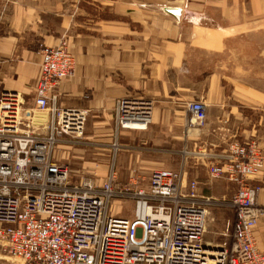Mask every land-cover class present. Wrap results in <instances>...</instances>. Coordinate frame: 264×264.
<instances>
[{
  "label": "crops",
  "instance_id": "1",
  "mask_svg": "<svg viewBox=\"0 0 264 264\" xmlns=\"http://www.w3.org/2000/svg\"><path fill=\"white\" fill-rule=\"evenodd\" d=\"M61 39L74 71L57 82L56 102L87 111L88 137L112 140L118 98L152 102L148 127L119 139L115 165L125 179L129 168L181 169L200 194L230 199L234 185L210 179L207 158L233 139L264 149V0H0V89L31 103L39 47ZM195 100L205 121L186 127ZM254 182L263 212L252 231L264 250V168Z\"/></svg>",
  "mask_w": 264,
  "mask_h": 264
},
{
  "label": "built area",
  "instance_id": "2",
  "mask_svg": "<svg viewBox=\"0 0 264 264\" xmlns=\"http://www.w3.org/2000/svg\"><path fill=\"white\" fill-rule=\"evenodd\" d=\"M40 63L31 103L0 89V256L9 264H264L253 231L263 209L254 182L264 168V149L255 140L233 139L208 159L210 179L234 185L227 201L197 191L181 169L153 167L146 184L129 168L125 182L115 161L103 179L71 181L67 164L53 150L83 142L87 111L61 107L54 88L74 71L68 43L39 47ZM186 127L203 125L206 106L186 103ZM45 114L46 120L36 122ZM149 99L128 95L115 102L110 136L119 151L123 131L145 130ZM207 156L209 154H206ZM129 200L131 216L111 214L112 198ZM232 211L226 238L209 245L204 235L210 209Z\"/></svg>",
  "mask_w": 264,
  "mask_h": 264
},
{
  "label": "rangeland",
  "instance_id": "3",
  "mask_svg": "<svg viewBox=\"0 0 264 264\" xmlns=\"http://www.w3.org/2000/svg\"><path fill=\"white\" fill-rule=\"evenodd\" d=\"M87 137L88 133L85 129L82 138L83 142L81 144L66 147V150H53L52 157L55 159L58 158L59 162L68 165L71 170V181H77L81 176H87L95 178L100 182L105 175L107 166L113 160L116 161V155L120 151L115 153L111 145L112 140L107 142L105 137ZM127 162L125 166L128 169L131 162L129 160H127ZM148 172L149 170H145L140 173V177L142 178L139 181L140 184H146ZM119 180L125 182V174L120 172ZM225 200L227 201L228 199ZM109 212L111 214L131 216L132 203L129 200H121L118 197H114L109 203ZM208 216L205 237L212 240L213 243H220L226 238L223 236L225 233L226 221L232 218V211L228 207L215 206L210 209Z\"/></svg>",
  "mask_w": 264,
  "mask_h": 264
},
{
  "label": "bare ground",
  "instance_id": "4",
  "mask_svg": "<svg viewBox=\"0 0 264 264\" xmlns=\"http://www.w3.org/2000/svg\"><path fill=\"white\" fill-rule=\"evenodd\" d=\"M209 245H214V244H211V243H208Z\"/></svg>",
  "mask_w": 264,
  "mask_h": 264
}]
</instances>
